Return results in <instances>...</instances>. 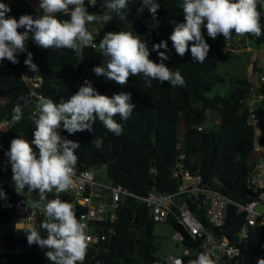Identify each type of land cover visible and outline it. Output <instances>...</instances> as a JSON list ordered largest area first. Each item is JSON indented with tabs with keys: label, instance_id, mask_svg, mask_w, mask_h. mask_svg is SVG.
Listing matches in <instances>:
<instances>
[{
	"label": "trees",
	"instance_id": "obj_1",
	"mask_svg": "<svg viewBox=\"0 0 264 264\" xmlns=\"http://www.w3.org/2000/svg\"><path fill=\"white\" fill-rule=\"evenodd\" d=\"M9 4L11 12L8 16L17 20L21 15H41L42 10L33 8L27 0H0ZM160 8L155 19L145 8L143 12L140 0H129L125 20H119L114 13L112 20L104 24L100 30V38L94 37V43L99 44L104 33L112 31H130L139 35L147 42L150 59L159 63V56L152 51L153 44L164 40L168 44L169 59L164 63L174 71L179 70L185 79V86L172 87L165 82L160 84L153 80L152 86L146 87L142 76L130 77L124 86L103 77H97L94 87L102 95L112 97L121 92L131 94V103L136 105L131 117L121 120L119 115L114 119L122 125V134L110 133L101 122L89 131L69 134L62 127L61 136L79 143L75 151L78 157L77 169L83 170L106 165L109 180L114 185H121L138 196H144L151 188L160 192H173L179 185V180L173 177V169L180 154L183 162L193 172L199 173L203 180L219 190L225 197L236 203H246L249 196L246 191L248 179L249 158L254 154L253 146L256 138L254 127L249 124V114L244 101L252 92L251 84L245 78L233 80L228 96L215 95L207 98L217 83L225 78L217 74L219 64L235 53L223 50V45H210V53L203 63L192 59L190 50L180 57L176 54L169 39L174 30L172 21H184L182 0H156ZM264 4L260 0L259 10ZM89 12L100 14L107 10L104 0H96L93 7L85 1ZM58 19H68V14L58 13ZM151 20L161 23L158 29L149 26ZM264 24V16H262ZM24 31V29H19ZM236 34L233 32L232 37ZM207 36V32L204 33ZM254 41L256 46L264 44V33L257 38L245 35ZM191 44L189 45L190 48ZM27 51L33 54V62L38 66V75L43 77L42 83L35 92L40 96L52 98L59 103L67 100L72 92H77L81 85L75 84L80 79L85 68L99 66L104 57L94 48L86 47L80 54L70 49H43L29 39ZM163 51V49H161ZM27 53H19V63L12 64L4 60L0 63V122L13 120V108L21 104L23 116L20 121H14L8 131H1L0 140L17 138L20 135L31 134L35 125L31 111L24 108L25 103L20 97L31 100L30 87L22 80L21 71L31 77L37 75L24 64ZM78 84V83H77ZM37 101L36 98H33ZM29 102L26 104L28 105ZM31 106V105H30ZM32 108V106H31ZM220 110V126L218 129L198 130L208 119V112ZM264 100L256 105L254 115L262 119ZM264 119V118H263ZM183 121V131L178 129V122ZM264 122V120H263ZM179 132L181 135H179ZM103 139V146L96 148L92 141ZM264 144V129L259 136ZM217 182H220L218 184ZM0 189L7 199L0 198V264H50L43 249L27 243V232L17 234L14 225V207L17 202L16 190L12 181V171H0ZM38 200V194L33 193ZM56 198L54 192L48 194V199ZM63 201L66 196L59 195ZM77 217L84 211L75 206ZM244 223L243 214L236 207H228L227 223L224 233L231 237L234 231ZM154 222L145 217L140 209V203L128 200L118 212L116 221L110 225L113 234L107 231V225L101 224L99 230L106 233V240L96 248L90 249L83 264H153L158 257L156 245L152 236ZM175 229L178 226L171 222ZM41 235L46 233L42 229ZM183 244L192 251L191 256H183V264L196 259L201 252L193 245L190 238ZM246 245L257 253L264 251V228L249 231Z\"/></svg>",
	"mask_w": 264,
	"mask_h": 264
},
{
	"label": "clouds",
	"instance_id": "obj_2",
	"mask_svg": "<svg viewBox=\"0 0 264 264\" xmlns=\"http://www.w3.org/2000/svg\"><path fill=\"white\" fill-rule=\"evenodd\" d=\"M140 2L139 11L143 12L146 8L155 19L159 3L156 0ZM259 3L260 0H183L184 22L175 24L169 37L176 54L183 57L190 50L192 59L203 63L210 52L204 29L212 39L222 36L224 40H230L233 32L237 36L259 38L264 33V24L261 23L264 14L259 10ZM89 4L94 7L96 0H89ZM128 5L129 0H104L107 13L99 15L89 12L85 0H39L38 8L43 14H24L17 20L7 15L11 12L9 4L0 2V63L7 60L17 64V55L26 52L25 66L42 79L38 75V66L33 62V54L26 48L31 39L46 50L70 49L80 54L86 47L96 49L105 59L99 66L93 67L95 76L121 86L135 76H142L149 88L153 80L160 84L168 82L172 87L185 86L180 71H174L164 63L169 59L167 41L162 40L152 46V51L158 53L159 63L149 58L147 42L130 31H109L104 33L98 45L94 43L88 25L108 23L113 18L109 13L125 20ZM58 13H66L69 18L58 19ZM20 99L25 105L29 102L25 97ZM35 108L33 140L29 142L22 136L14 138L6 153L15 190L20 193L27 188V192L37 193L35 207L43 209L44 219L40 228L46 235L42 236L36 227H30L26 233L27 243L45 250L44 255L50 264H83L90 240L87 225L77 218L72 203L59 198L60 193L68 191L73 185L78 163L75 151L80 145L61 136L59 130L62 127L69 134L93 133V126L98 120L110 133L119 136L123 128L114 117L119 115L121 120L129 119L136 105L131 103L130 93L121 92L108 97L100 94L92 82L85 79L78 91L67 100L61 98L57 103L41 95L37 97ZM22 116L21 104L17 103L12 119L20 121ZM92 144L99 149L103 146V139L95 138ZM53 190L56 198L49 200L48 194ZM0 198L7 199L2 189ZM188 264H217V261L211 253L204 251ZM257 264H264V258L259 259Z\"/></svg>",
	"mask_w": 264,
	"mask_h": 264
},
{
	"label": "built area",
	"instance_id": "obj_3",
	"mask_svg": "<svg viewBox=\"0 0 264 264\" xmlns=\"http://www.w3.org/2000/svg\"><path fill=\"white\" fill-rule=\"evenodd\" d=\"M95 38H100L99 32H96ZM21 76L30 87L32 98L29 103L32 105L31 117L34 121L36 103L33 98L37 99L40 96L35 89L40 87L42 79L37 75L28 76L24 70L21 71ZM258 78L260 86L253 89L250 97L244 101L249 114L248 122L254 127L256 135L253 146L255 155L249 158L250 166L246 181L249 201L242 204L229 200L219 190L205 182L199 173L188 169L183 162L182 154L178 156L173 169V177L179 180L176 190L160 192L151 188L144 196H138L121 185H114L110 180L108 185L96 181L94 177L96 172L107 175L106 165L83 170L76 167L73 185L59 195L66 196L69 203L84 210L77 218L87 225L86 231L90 237L87 254L90 249L96 248L107 238L106 233L99 230V226L107 225V231L113 234L110 225L116 221L120 208L128 200H134L144 204L146 216L152 222H174L179 228L175 229L173 239L182 244V254L179 256L169 254L162 259L158 258L153 264H183V256H191L195 252L183 244L186 238H190L201 252L211 253L217 264H257L259 259L264 258V251L257 253L246 245L250 230L264 228V144L259 139L264 129V112L262 119H257L254 115L256 105L264 100V68ZM75 86H78L77 83ZM73 94L75 92L71 93ZM4 121L7 129L0 130V133L12 127L13 120ZM197 129L201 130L202 127L198 126ZM20 136L29 142L34 138L33 132L30 137L23 134ZM11 140L12 138L6 142L0 140V171L11 170L6 155ZM32 147L38 152L34 145ZM53 192L55 193V190ZM27 193L29 192L26 190L23 195ZM230 205L243 214L244 223L228 237L224 229ZM43 219L42 208L15 203L14 225L17 234L26 233L30 227H36L41 231L40 224Z\"/></svg>",
	"mask_w": 264,
	"mask_h": 264
},
{
	"label": "crops",
	"instance_id": "obj_4",
	"mask_svg": "<svg viewBox=\"0 0 264 264\" xmlns=\"http://www.w3.org/2000/svg\"><path fill=\"white\" fill-rule=\"evenodd\" d=\"M29 4L35 8L39 9V0H27ZM88 1L89 0H85ZM260 11L262 14H264V4L262 5ZM107 13V10L101 12L99 15H104ZM110 14V13H109ZM105 23H92L88 25L89 30L92 32L93 36L95 37L96 32H100V30L103 29ZM203 32H207L206 29L203 30ZM207 43H212L216 45H223L224 51H232L236 55L233 58H229L224 63L219 64L218 70H232L234 72L242 73L241 77L238 78H245L250 84L252 90L259 87V74L261 73L262 68H264V44L260 46H256L254 41L249 40L245 38L244 36H233L230 40H224L222 36H218L215 39H212L210 37H205ZM211 52V51H210ZM209 52V53H210ZM82 76V75H81ZM256 78V84L252 82V78ZM81 78V77H80ZM234 79V80H236ZM230 81V87L231 88V82ZM79 85V84H77ZM226 92V89L224 90ZM229 94V92H228ZM28 105H31L30 103ZM25 105L24 108L32 110L31 106ZM220 110H211L208 112V119L205 123L201 125L204 130H207L208 128L218 129L220 126Z\"/></svg>",
	"mask_w": 264,
	"mask_h": 264
},
{
	"label": "rangeland",
	"instance_id": "obj_5",
	"mask_svg": "<svg viewBox=\"0 0 264 264\" xmlns=\"http://www.w3.org/2000/svg\"><path fill=\"white\" fill-rule=\"evenodd\" d=\"M181 22H184V21H172L171 24L173 27H175V24L181 23ZM149 26L152 29H158L161 27V23L156 20H151L149 22ZM92 69L93 67H88L84 69V72L81 78L77 82L79 85H82L85 79L90 80L92 84L94 85L97 76H95ZM217 74L224 77L225 81L215 84L212 90L206 94L207 98H212L215 95H220V96H225V97L228 96V92H229L228 89L230 87V81L236 79L237 77L242 76V73L234 72L232 70H219L217 71ZM256 81H257L256 78L253 77L252 82L256 84L257 83ZM225 89H226V92H224ZM36 102L37 101H35V103ZM6 129L7 127L5 125V121H1L0 130H6ZM178 129L183 131V121L182 120L178 122ZM210 129L211 128H208L207 130H210ZM179 135H181L180 132H179ZM25 136L30 137L31 134H26ZM254 155L255 154H253L252 156ZM94 177H95V180L98 182H101L107 185L110 184L109 178L107 177L106 174L102 172H96ZM26 190L27 188L23 192H20V193H17L16 191L17 203L26 204L28 206H35L34 202L37 201V199L34 197L33 193H27V195H23V193ZM174 232H175V228L170 223H154L153 224L152 236L154 238V242L156 245V255L158 258L162 259L163 257L169 254L176 255V256H179L182 254L183 246L179 241H176L173 239Z\"/></svg>",
	"mask_w": 264,
	"mask_h": 264
},
{
	"label": "water",
	"instance_id": "obj_6",
	"mask_svg": "<svg viewBox=\"0 0 264 264\" xmlns=\"http://www.w3.org/2000/svg\"><path fill=\"white\" fill-rule=\"evenodd\" d=\"M218 184H220V182H217ZM140 209H141V211H142V214L146 217V209H145V207H144V204L143 203H141L140 204Z\"/></svg>",
	"mask_w": 264,
	"mask_h": 264
}]
</instances>
